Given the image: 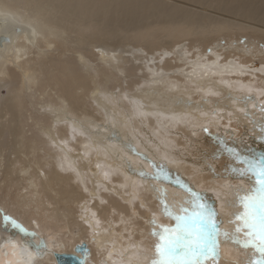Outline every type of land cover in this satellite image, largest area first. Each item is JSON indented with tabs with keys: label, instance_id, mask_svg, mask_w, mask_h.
I'll return each mask as SVG.
<instances>
[{
	"label": "bare ground",
	"instance_id": "6f19581e",
	"mask_svg": "<svg viewBox=\"0 0 264 264\" xmlns=\"http://www.w3.org/2000/svg\"><path fill=\"white\" fill-rule=\"evenodd\" d=\"M0 19L21 28L0 53V225L7 215L46 239L32 264H58L82 242L87 264H148L159 241L149 221L175 227L182 185L220 213L218 227L242 226L231 214L243 208L225 201L250 181L229 150L259 160L264 149L243 123L264 117V64L249 65L264 62V0H0ZM216 38H249L255 53L199 58ZM149 160L162 179L138 174L156 171ZM23 239L0 226V264H15ZM259 256L221 245L227 264Z\"/></svg>",
	"mask_w": 264,
	"mask_h": 264
},
{
	"label": "snow or ice",
	"instance_id": "6c2138e0",
	"mask_svg": "<svg viewBox=\"0 0 264 264\" xmlns=\"http://www.w3.org/2000/svg\"><path fill=\"white\" fill-rule=\"evenodd\" d=\"M0 39H3L5 43L11 42L10 36H0ZM229 99L235 98L230 96ZM250 100V96H245L241 97L239 102L247 104ZM260 111L264 112V105H261ZM245 115L248 116V113ZM204 130L207 131V129ZM260 131L261 135L257 139L264 140V127H261ZM128 147L141 159H147L142 153L135 152L131 146ZM229 155L237 164L243 165L239 169H232L239 173L238 178L250 181V187L247 189L233 188L235 199L225 201L228 207L243 208L242 212L231 214L232 217L243 222L242 226H237L231 232L218 227L217 217L220 213L203 201L201 193L194 191L190 186L182 185L185 196L179 204V211L182 214L175 215V227H163L161 232L157 230L154 220L149 221L153 225V231L149 234L159 237V241L153 245L154 254L148 259V264H220L221 245L225 243L245 249L251 248L260 254L259 259H250L245 264H264V156L259 160L249 159L241 156L235 149H230ZM148 162L156 171L149 175L140 169L138 174L141 177L149 176L150 179H162L164 165H157L151 160ZM209 168L214 175H218L210 165ZM152 190L158 194V200L163 205L164 212L172 216L170 206L165 203L166 189L152 186ZM190 208L191 211H189ZM229 223H235V220L230 219ZM0 226L13 229L24 238L20 252L13 253L18 255L15 264H32L34 257L42 258L48 251V242L43 236L25 229L11 217L4 215ZM242 231L243 238L240 237ZM12 246L16 248L15 243ZM81 264H87V261L81 260Z\"/></svg>",
	"mask_w": 264,
	"mask_h": 264
},
{
	"label": "rangeland",
	"instance_id": "374dc122",
	"mask_svg": "<svg viewBox=\"0 0 264 264\" xmlns=\"http://www.w3.org/2000/svg\"><path fill=\"white\" fill-rule=\"evenodd\" d=\"M236 39L235 38H233V39H224V38H216L212 43H210V44H208V45H206V44H203L202 46L203 47H201L200 49H199V51H198V55L201 53L203 56H198L199 58H201V57H203V59L202 60H204V59H209L210 58V55H213L212 53H216V55H214L212 58L213 59H218V61H220V62H222V60L224 59V53L225 52H223V47L224 46H228V45H232V46H235V47H240V49L242 50V53L243 54H245V55H249L250 53H251V55L249 56V57H252V55L255 53L254 51H251V52H246V49H247V47H248V43L251 41V39H249V38H243V39H241V40H244L246 43H235L234 41H235ZM176 42V45H179V46H181V47H187V48H189L188 47V45H190V41L188 40V39H182V40H176L175 41ZM206 45V46H205ZM213 48V49H212ZM208 49H210V50H208ZM191 52V51H190ZM162 55H164L163 53H161ZM189 57H192V55H190ZM193 59H195V60H197L198 61V59H196L195 57H193ZM214 61V60H213ZM252 64V65H251ZM263 64H264V62L263 61H261L260 59H258V58H255L254 59V61H253V63L252 62H250V66L253 68V67H262L263 66ZM170 72H172V71H170ZM258 82H260V80H258ZM192 97V96H191ZM191 97H188V99L190 100V98ZM260 98L257 100L258 101V103H260V101L262 100H260ZM228 117H230L231 118V122H236V120L235 119H237V117H235V118H233V116H232V114L230 113L229 115H228ZM256 117L258 118L257 120H256ZM261 115H256L255 117H253V119L255 118V122H250V120H246V121H244L243 123H249L251 126L250 127H254L255 128V130H254V132H253V135L254 136H260L261 135V127H264V117H262ZM233 119V120H232ZM235 120V121H234ZM263 120V123L262 122H260V121H262ZM259 121V122H258ZM248 124V125H249ZM263 124V125H262ZM258 125V126H257ZM260 127V128H259ZM260 129V130H259ZM259 131V132H258ZM255 133H256V135H255ZM258 133V134H257ZM263 142H264V140H263ZM264 150V149H263ZM261 151V154H262V156H264V151ZM131 166H132V164H131ZM133 167V166H132ZM152 218V217H151ZM220 264H227L226 262H223L222 260L220 261Z\"/></svg>",
	"mask_w": 264,
	"mask_h": 264
},
{
	"label": "water",
	"instance_id": "95a60500",
	"mask_svg": "<svg viewBox=\"0 0 264 264\" xmlns=\"http://www.w3.org/2000/svg\"><path fill=\"white\" fill-rule=\"evenodd\" d=\"M15 33H21V28L8 20L0 19V36H10L11 38L10 43H5L3 39H0V53H5L7 46L12 45ZM88 253L89 247L87 243L82 242L75 246L74 253L57 252L55 257L58 264H81V260L87 259Z\"/></svg>",
	"mask_w": 264,
	"mask_h": 264
}]
</instances>
